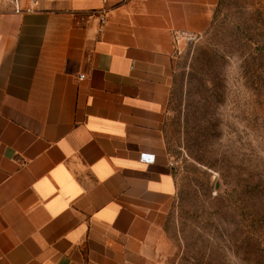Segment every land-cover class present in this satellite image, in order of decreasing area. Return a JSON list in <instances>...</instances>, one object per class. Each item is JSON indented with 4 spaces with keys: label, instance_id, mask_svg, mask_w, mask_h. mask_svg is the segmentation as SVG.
I'll use <instances>...</instances> for the list:
<instances>
[{
    "label": "crops",
    "instance_id": "crops-1",
    "mask_svg": "<svg viewBox=\"0 0 264 264\" xmlns=\"http://www.w3.org/2000/svg\"><path fill=\"white\" fill-rule=\"evenodd\" d=\"M219 3L0 0V264H170L173 32Z\"/></svg>",
    "mask_w": 264,
    "mask_h": 264
},
{
    "label": "rangeland",
    "instance_id": "rangeland-1",
    "mask_svg": "<svg viewBox=\"0 0 264 264\" xmlns=\"http://www.w3.org/2000/svg\"><path fill=\"white\" fill-rule=\"evenodd\" d=\"M166 121L170 264H264V0H221L183 43Z\"/></svg>",
    "mask_w": 264,
    "mask_h": 264
},
{
    "label": "built area",
    "instance_id": "built-area-1",
    "mask_svg": "<svg viewBox=\"0 0 264 264\" xmlns=\"http://www.w3.org/2000/svg\"><path fill=\"white\" fill-rule=\"evenodd\" d=\"M40 0H29L26 7H22L19 0H14L15 3V11L17 13H21L24 11L31 12L34 11L38 8ZM101 23L105 25L107 23V16L104 14L101 17ZM173 37L176 42V44H190V43H195L200 37V34L193 33L188 30H175L173 32ZM85 75H80V79H83ZM155 154L153 153H143L141 155V160L147 163H154L155 162Z\"/></svg>",
    "mask_w": 264,
    "mask_h": 264
},
{
    "label": "trees",
    "instance_id": "trees-1",
    "mask_svg": "<svg viewBox=\"0 0 264 264\" xmlns=\"http://www.w3.org/2000/svg\"><path fill=\"white\" fill-rule=\"evenodd\" d=\"M220 2H221V0H220ZM220 4V3H219Z\"/></svg>",
    "mask_w": 264,
    "mask_h": 264
}]
</instances>
